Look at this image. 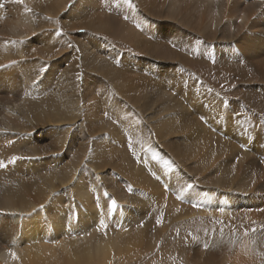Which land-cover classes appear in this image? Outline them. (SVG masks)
Wrapping results in <instances>:
<instances>
[{
    "label": "bare ground",
    "instance_id": "bare-ground-1",
    "mask_svg": "<svg viewBox=\"0 0 264 264\" xmlns=\"http://www.w3.org/2000/svg\"><path fill=\"white\" fill-rule=\"evenodd\" d=\"M58 19L86 33L71 30L69 40H59ZM100 30L118 34L142 56L100 43L94 35ZM92 39L104 57L84 55ZM40 49L50 51L43 57L48 61L36 54ZM70 49L72 59L58 67L56 54ZM101 60L105 63L98 64ZM87 63L93 68L86 72ZM215 78L232 80L234 96L220 100L210 95L205 86ZM153 87L160 89L161 98H175L181 109L162 113L152 124L132 110L137 97ZM78 108L85 116L79 123L84 130L79 145L86 147L88 136L97 163L114 156L126 160V144L142 150L143 161L136 160L126 172L121 169L115 184L126 178L140 186L136 191L142 190L143 199L145 192L150 197L159 189L147 182L144 171L151 168L172 187L146 204L137 203L125 223L118 218L135 229L124 239L107 236L97 244L71 245L54 240L52 227L43 228L45 219L55 221L54 230L66 222L61 224L57 212L47 207L54 189L44 192L39 186L41 172L54 179L57 166L50 154L52 167L41 163L40 140L44 132L54 137L58 127L64 145L73 139L69 131ZM156 135L164 138L158 142ZM51 149L60 146L51 143ZM173 191L197 205L189 221L234 235L183 245L171 228L161 229L172 227L179 214ZM117 200L125 206L134 203L132 197ZM130 221L138 225L129 226ZM256 238L264 239V0H0V264H96L116 253L142 255L153 248L158 262L179 249L188 260L197 254L198 264L223 259L264 264L252 243Z\"/></svg>",
    "mask_w": 264,
    "mask_h": 264
},
{
    "label": "rangeland",
    "instance_id": "rangeland-1",
    "mask_svg": "<svg viewBox=\"0 0 264 264\" xmlns=\"http://www.w3.org/2000/svg\"><path fill=\"white\" fill-rule=\"evenodd\" d=\"M64 10L66 11V9H63L61 13ZM62 14H60V16ZM61 22L59 19L57 20V28L60 29L58 32L59 40H61L62 38L69 40V35H72L71 30L77 34L86 33L84 28L78 29V27L75 26L74 24H71V29H70V27L67 24V20L65 19L61 20ZM29 24L31 25V27H33L31 20L29 21ZM94 35L98 37V40L100 41V43L108 42L110 43L112 48L115 50H118L121 52L128 50L129 51L128 54L132 55L133 57L142 56L138 54L137 51H134L132 49L130 50L126 45L125 40L121 38L118 34L114 35L113 33L100 30ZM94 43H98V41L96 39H92L89 43V46L87 47L89 51L86 50L84 55L91 53V56L93 55L95 58H100V56L104 57L105 52H102L100 54L101 51H96L95 49L97 46L94 47L93 45ZM63 48L64 46L61 47L59 51L62 50ZM94 51L96 52L93 53ZM49 52L50 51L48 50L40 49L37 51L36 54L43 58L44 56L51 55ZM56 55H59L58 58L61 59V63L58 65V67L62 68L65 66V64L68 61H70V59H72L73 50L70 49L67 53H61V54H56ZM43 59L45 60V58ZM45 61H48V60H45ZM104 63H105V60H101L100 63L98 64H104ZM152 65L157 67L155 63H152ZM85 67H86V72H87L93 68V64L87 63L85 64ZM200 80L201 82L206 81V79H203L202 76H200ZM105 83L108 84L107 78H105ZM233 84L234 82L232 80L229 81V79L215 78L213 82H208V85L205 86V90L210 92L209 93L210 95L219 97L220 100H226L234 96L233 90H232V87L234 86ZM104 88L108 89L107 87H104ZM50 92H51V88L49 87L47 89L46 95ZM98 92H102V88L96 90V94ZM160 95H161L160 89L157 87H153L151 90H146V93H144L140 97L139 96L137 97L134 103L136 109H134L135 111L134 110L132 111L138 117L140 116L147 117L152 124L156 123L155 120L158 119L162 113L180 112L181 106L178 105V103L173 101L175 100V98L171 99V98H168L167 96L161 98ZM97 98L100 100V97L97 96ZM58 109L59 108H57V110ZM79 111H80L79 116H75L74 122L70 125L71 129L69 132H73L72 136L74 137L73 139L68 141L65 145H64V142L62 141L63 138L61 137L62 135L60 134L61 130L59 127L55 130V131H59V133H57L54 137L50 135V134H53V132H44L45 137L40 140L41 144H43V154L40 156L41 163L43 164L44 162H47L48 168H51L52 161L49 159V157L54 156L56 159L55 162L57 161V166H56V173H55L56 178L54 179L43 178L45 174L47 173V171L44 170V172H41L43 173V175H42V178H40L39 180V186L44 192H47L51 188L54 189L53 192H54L55 197L54 198L52 197L53 198L52 200L54 201L51 200V204L47 203V207H51L53 208V212L55 213L57 212L56 215L58 216V219L61 221V224L62 222H66L61 225L63 230L60 228V225L59 227L56 226L57 230H54L53 227L55 226V221L52 224V223H47V220L45 219L42 222L43 228L48 229L52 227L53 233H55L54 240L60 241L61 239H63L64 242L66 243L68 242L71 245H73L74 243H79L85 246L84 245L86 244L85 242H87L88 244H97L101 242L102 240H104L105 237L107 236L111 238L123 237L124 239L126 238L124 237L126 236V234L127 235L130 234L131 231L134 232L135 229L134 228L128 229L130 227H124L123 225H121L118 218L121 216V219L123 220L124 218L130 216V214H133V212H135L134 210H135L137 203H139V205L146 204L147 202L152 201L154 199V195L157 192H160L161 190H164V189L168 192H171L172 187L170 186L169 183L167 184L165 182L160 181L161 178H159V174L155 171L153 172L151 168L150 169L148 168L144 171V173L148 175L147 182L150 186H152L153 189L157 185L159 189H154V193H150V197H149V194L145 192V197L143 199V194H140L142 190L136 191L138 187L140 186L136 185L135 187L134 185H132V183H129L128 179L126 178L121 183L119 182L118 184L117 183L115 184L118 177L121 176V173H120L121 169L124 172H126V170H128L130 167H133V163L136 160H138L139 157L142 158L141 156L142 150L135 149L134 151V149H132L133 146L130 148L129 145L126 144L127 150L123 151V154H122V157H125L126 160H124V158H121V157L114 159L115 158L114 156L113 158H111L112 160L106 161L105 163L104 162L97 163L95 161V158L92 152L94 145L90 144L92 141L87 139L88 136L85 139L86 142L84 141L86 147H81L79 145L80 140H81L80 139L81 132H84V130L82 129L80 130V128H82L83 126L81 125L80 127L79 125V123L81 124V119L84 116V113L80 109ZM102 116L105 120L108 121L107 113H103ZM98 124H100V126L102 127L105 126L103 125L101 121H98ZM148 128L149 127H147V129ZM181 129H182V125H179L178 130L180 131ZM102 130H106V128ZM148 130L150 132V128ZM155 131L156 130L154 129L150 133L152 134L153 139L155 138L154 137ZM93 136H95V134ZM156 137L158 138V142L164 138V137H159L158 135H156ZM51 143L56 144V145L59 144L60 149L53 151L51 149ZM241 148L248 149L246 148V145H241ZM102 150H104L103 147H102ZM110 152H113V151H110ZM139 161L142 162L143 159L141 160L139 159ZM136 174L137 173L132 172V175L134 177ZM135 178L139 180V176ZM116 185H118V187ZM127 185H129L130 190L127 187ZM87 188L90 191L89 190L87 191ZM173 194L175 195V198H176L175 200L180 205L179 214L174 219V224L172 225V227L169 226L168 228L166 225H163L161 226V229L166 231L171 228L169 231H174L176 233L175 235H177L175 236V238L179 236L177 239L183 245L187 246V243L192 241V239H199L200 241L203 240L202 243H206V240L209 242L211 239L214 238V236L216 237V235L217 236H221L220 234H222V236L225 234L226 235L229 234L231 236L234 235L233 233H229V232L225 233L224 231H221L220 229L215 230L212 227L206 226L205 224L197 223L196 221H192V220L189 221V219L191 218L188 219V216L191 213H193V211L197 208V205L190 204L187 200H185L182 197L181 194L176 195V192L174 191L172 195ZM120 197H128V198L132 197L134 200V203L132 205L125 206L124 200L122 201L119 200L120 203L118 202L117 199ZM109 200L111 203L109 202ZM112 201H115V205H113ZM117 205H118V208L115 209V206ZM93 211H95V213ZM64 214H66V216H64ZM50 216L52 218L53 213ZM73 216H76V217H73ZM54 218H56V216ZM89 218L92 221H90ZM126 220H129V218H126ZM67 224H68L69 229L67 227ZM135 225L137 226L138 224L137 223L134 224V222H131V224H129V226H135ZM142 225L147 226L145 222ZM157 226L158 225H156V227ZM74 227H77L76 229H79L80 231L76 230ZM84 229H87L86 232L88 235H86L84 239H81L84 236V233H83ZM62 231H64V233ZM76 239L78 241H74ZM47 243L49 244L51 243V241L48 240ZM252 243L254 244L255 249H257L256 251V254L258 257L257 259L259 260L264 259V255L260 253V252H264V239L259 240L258 238H256L255 241ZM156 249L157 248H153V250L147 253H142V255L141 253L140 254L134 253V255H129V256L125 255L121 257L115 252L116 256H113L111 260L105 261V262L102 261L96 264H129V263L130 264H141V263L142 264H158V263L160 264H198L195 258L197 254H195L194 257L188 260L186 259V256L183 253L176 252L179 249H176L175 253L171 255L172 258L171 256L170 258L167 256L169 259H167V257H164L163 259L161 258L160 262H158L157 258L153 260V257L157 255L156 251L158 250ZM88 264H92V263H88ZM217 264H230V263L228 262V260L223 259V260H220Z\"/></svg>",
    "mask_w": 264,
    "mask_h": 264
},
{
    "label": "snow or ice",
    "instance_id": "snow-or-ice-1",
    "mask_svg": "<svg viewBox=\"0 0 264 264\" xmlns=\"http://www.w3.org/2000/svg\"><path fill=\"white\" fill-rule=\"evenodd\" d=\"M20 2H22V0H20ZM189 187H192L191 185H189ZM113 205H115V201H112Z\"/></svg>",
    "mask_w": 264,
    "mask_h": 264
}]
</instances>
